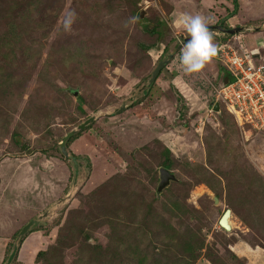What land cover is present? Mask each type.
<instances>
[{
    "label": "rangeland",
    "instance_id": "obj_1",
    "mask_svg": "<svg viewBox=\"0 0 264 264\" xmlns=\"http://www.w3.org/2000/svg\"><path fill=\"white\" fill-rule=\"evenodd\" d=\"M131 1L0 0V44L13 40L0 46V264L32 219L9 264H245L230 242L264 246L263 127L237 122L216 99V55L182 71L188 34L177 22L187 13L207 25L247 23L235 44L264 62V0H235L236 19H225L231 0ZM211 34L218 47L220 33ZM91 115L66 142L69 155L89 160L71 188L69 161L38 148ZM13 132L31 153L17 150ZM165 147L175 181L156 194ZM224 209L230 231L217 225ZM41 250L46 260L36 262Z\"/></svg>",
    "mask_w": 264,
    "mask_h": 264
},
{
    "label": "built area",
    "instance_id": "obj_2",
    "mask_svg": "<svg viewBox=\"0 0 264 264\" xmlns=\"http://www.w3.org/2000/svg\"><path fill=\"white\" fill-rule=\"evenodd\" d=\"M234 36L220 45L217 60L228 71L232 80L215 90L237 122L246 119L264 130V64L253 62L245 51L233 47Z\"/></svg>",
    "mask_w": 264,
    "mask_h": 264
},
{
    "label": "water",
    "instance_id": "obj_3",
    "mask_svg": "<svg viewBox=\"0 0 264 264\" xmlns=\"http://www.w3.org/2000/svg\"><path fill=\"white\" fill-rule=\"evenodd\" d=\"M143 10L139 11L138 17L141 18ZM209 30L211 32H218L220 34L224 35H235L241 32H244L248 30L249 26L243 25V26H221L219 24H213L208 25ZM251 28V27H250ZM188 39V37L184 38L182 41L183 43ZM171 57V54H168L165 59L158 60L150 72L147 87H149L155 78L157 77L158 73L161 71L162 67L166 64L167 60ZM73 95H76V92H73ZM219 105L215 101L212 105V110L215 112H218ZM95 115H91L88 118H86L84 121L76 125L73 129L68 131L57 143V148L59 153L62 155L64 159H67L72 167V177H71V188L75 187V179L77 177V172L81 165L84 166V168L89 167V160L85 156H79V155H69L67 148H66V142L70 137L78 133L79 131H82L87 125H89L94 120ZM158 173V181L156 185V194L159 193L162 189H164L171 181H175V177L170 173L167 169L163 167H159L157 169ZM72 190V189H71ZM71 193H68L65 197L62 198V200H65L70 196ZM213 205H217L218 199L213 196L212 197ZM230 210L224 209L221 213L219 219L217 220V225L223 229L224 231H230L231 227L227 223V218L229 216ZM38 221L36 220H30L25 225L22 226L20 231L18 232L16 241L12 244L11 251L6 258L4 264H9L14 257L17 244L20 242L21 238L24 236V234L30 229L33 228L35 225H37Z\"/></svg>",
    "mask_w": 264,
    "mask_h": 264
},
{
    "label": "clouds",
    "instance_id": "obj_4",
    "mask_svg": "<svg viewBox=\"0 0 264 264\" xmlns=\"http://www.w3.org/2000/svg\"><path fill=\"white\" fill-rule=\"evenodd\" d=\"M74 15L75 13L70 11L63 19L65 30H68ZM132 19L134 20L135 18L133 17ZM177 22L188 34V39L182 44L179 51V67L184 73H196L206 62L216 55L217 47L212 42L213 37L211 31L209 30L205 18L201 15L182 13L178 17ZM215 60L218 61L217 58H215ZM220 85H222V80Z\"/></svg>",
    "mask_w": 264,
    "mask_h": 264
},
{
    "label": "trees",
    "instance_id": "obj_5",
    "mask_svg": "<svg viewBox=\"0 0 264 264\" xmlns=\"http://www.w3.org/2000/svg\"><path fill=\"white\" fill-rule=\"evenodd\" d=\"M125 1H128V3L130 4V2H132L131 0H125ZM231 5H232V8H231V10L229 9V11H228V13L226 14V17H225V19H227V18H229V17H232V16H235L236 15V12H237V4L235 3V0H231ZM215 24H219V25H221V26H226L224 23H222V22H216ZM246 26H249V24H245ZM156 29H147L146 30V34L147 35H149V34H153V35H155V38H154V43L159 39V34H158V32L157 31H155ZM231 35H224V34H220V37H218V39H220V41H219V43H218V47H217V51H216V55L218 54V49H219V47H220V45H222V44H224L228 39H231ZM13 40H12V38H8L7 40H5V41H3L2 42V44H0V46L1 45H4V43H11ZM153 43V44H154ZM152 44V45H153ZM237 44V43H236ZM235 44V42L234 43H232V45H233V47H235V48H237L238 50H239V52H243L244 51V49H243V47H241L240 45V48H239V46L238 45H236ZM139 48L140 49H145V47L142 45V44H139ZM258 57V62H256V63H263L264 64V62L262 61V60H260L261 58H259V56H257ZM4 58V57H3ZM216 64H217V70H218V72H220V73H222V76H221V80H222V84H224V83H226V82H230L231 80H232V77H231V75L228 73V72H226V70H224L223 69V67H222V65H220V63L218 62V61H216ZM5 78H7V77H12V75L11 76H4ZM12 78H14V77H12ZM176 95H177V97H179L180 98V95H178L177 93H175ZM76 108L77 109H79V111H82L81 110V107H80V105H77L76 106ZM220 114H218V116H219ZM180 117L181 116H184L183 114H181V115H179ZM86 127H88V125L86 126ZM85 127V128H86ZM84 128V129H85ZM75 136H77L76 134L75 135H73L72 137H70L68 140H71V139H73ZM11 137H12V140H13V142H14V144L15 145H17V150L18 151H20V152H26V153H31L32 152V150L28 147V144H27V142L26 141H20L19 140V137H18V135H16V133L15 132H13L12 134H11ZM38 150L40 151V153H45V154H48V152H49V150H52L53 151V156L54 157H56V158H59V159H62V160H64L63 159V157H62V155L59 153V151H58V149H57V146H56V144H53V146H51V147H40V148H38ZM168 152H169V150L165 147V148H163V150H162V152H161V154L163 155V161H162V163H161V165H162V167L163 168H165V169H167L168 170V168H170V166H171V163H170V161L168 160ZM214 194H215V196H216V198H219V196L220 195H218V193H216V192H214ZM227 206H229V204H226ZM223 212V211H222ZM70 224H71V222H69ZM75 227V226H74ZM75 228H77V227H75ZM78 232H80L79 231V229H78ZM229 244H231V242L229 243ZM228 244V245H229ZM189 245V244H188ZM259 246V245H258ZM203 247H204V245H203V243L201 242V244H200V246H199V249H197L196 248V250H195V252H194V254L196 253V252H198V254H199V251L198 250H201V249H203ZM260 247H262V248H264V246H260ZM46 255H47V251L46 250H41V251H39V252H37V254H36V258H35V260H36V262L37 261H41V262H45V260H46ZM199 256V255H198ZM197 256V257H198ZM233 258H236L235 256H233ZM237 259V258H236ZM210 263L211 264H218V263H216V261H214V260H210ZM192 264V263H191Z\"/></svg>",
    "mask_w": 264,
    "mask_h": 264
},
{
    "label": "crops",
    "instance_id": "obj_6",
    "mask_svg": "<svg viewBox=\"0 0 264 264\" xmlns=\"http://www.w3.org/2000/svg\"><path fill=\"white\" fill-rule=\"evenodd\" d=\"M231 18L236 19L235 16H232ZM225 25L230 26L226 23ZM231 26H235V24ZM256 58L258 59V57ZM218 75L222 76V73L218 72ZM3 248L4 246L2 247V249ZM228 248L232 253L239 256V258L242 257L245 260V264H264V248H261L258 245L252 246L248 242L238 239L229 244ZM198 264L204 263L200 261Z\"/></svg>",
    "mask_w": 264,
    "mask_h": 264
},
{
    "label": "bare ground",
    "instance_id": "obj_7",
    "mask_svg": "<svg viewBox=\"0 0 264 264\" xmlns=\"http://www.w3.org/2000/svg\"><path fill=\"white\" fill-rule=\"evenodd\" d=\"M220 217V216H219ZM219 217H218V219H219ZM217 219V220H218ZM227 223H228V225L231 227V229L233 228V222H232V220H231V213H229V216H228V218H227Z\"/></svg>",
    "mask_w": 264,
    "mask_h": 264
},
{
    "label": "flooded vegetation",
    "instance_id": "obj_8",
    "mask_svg": "<svg viewBox=\"0 0 264 264\" xmlns=\"http://www.w3.org/2000/svg\"><path fill=\"white\" fill-rule=\"evenodd\" d=\"M82 169V168H81Z\"/></svg>",
    "mask_w": 264,
    "mask_h": 264
}]
</instances>
